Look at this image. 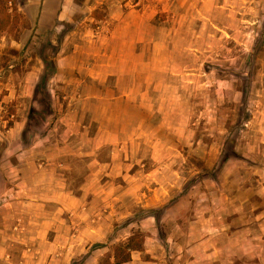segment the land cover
Masks as SVG:
<instances>
[{
	"label": "rangeland",
	"instance_id": "1",
	"mask_svg": "<svg viewBox=\"0 0 264 264\" xmlns=\"http://www.w3.org/2000/svg\"><path fill=\"white\" fill-rule=\"evenodd\" d=\"M69 1L0 13V264H115L135 233L125 264H264V0H144L157 66L147 41L140 75L82 84L59 53L108 9Z\"/></svg>",
	"mask_w": 264,
	"mask_h": 264
},
{
	"label": "crops",
	"instance_id": "2",
	"mask_svg": "<svg viewBox=\"0 0 264 264\" xmlns=\"http://www.w3.org/2000/svg\"><path fill=\"white\" fill-rule=\"evenodd\" d=\"M61 1L62 8L57 14V22L60 24L63 22L62 20L72 19V14L68 13L70 10L68 2L70 1ZM185 1L195 2V0ZM84 3L75 5L79 9L87 5L91 10H95L98 6L94 4L95 2ZM101 3H104L108 9L105 19H96L94 16L91 18L96 22H103L102 25L96 28L83 25V30L76 29L81 40L73 42L74 37H72L70 42H73V45L63 46L59 53L58 64L61 71L76 75L71 77L72 79L69 78V82L82 84L89 79L102 83L110 77L117 76L121 79L126 73L140 75L147 66L146 51L140 45H145L147 41L153 45V62L154 67L157 66V53H161L162 42L156 37L148 35L149 28L154 29L152 25L154 15L150 13V4H146L144 0H122L120 1L121 9H118L119 5L114 2L112 5L107 0L101 1ZM46 10V8L41 9V13ZM15 123L16 126L11 128L10 133L13 134V141L18 142L20 140V125L18 121Z\"/></svg>",
	"mask_w": 264,
	"mask_h": 264
},
{
	"label": "trees",
	"instance_id": "3",
	"mask_svg": "<svg viewBox=\"0 0 264 264\" xmlns=\"http://www.w3.org/2000/svg\"><path fill=\"white\" fill-rule=\"evenodd\" d=\"M12 4V2H10ZM0 13L3 15L2 30H8L12 24L18 22L20 13L15 5L12 7V11L7 6V0H0ZM96 19L99 17L96 12L93 13ZM144 243V239L140 233L131 235L128 240L116 247L115 264H125L132 259V252L141 250Z\"/></svg>",
	"mask_w": 264,
	"mask_h": 264
}]
</instances>
